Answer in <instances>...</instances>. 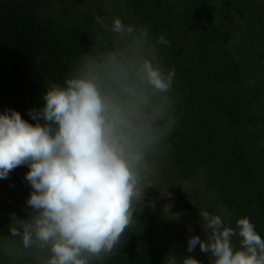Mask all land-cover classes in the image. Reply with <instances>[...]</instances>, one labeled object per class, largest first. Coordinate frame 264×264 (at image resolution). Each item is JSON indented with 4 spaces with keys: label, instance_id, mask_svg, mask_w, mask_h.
<instances>
[{
    "label": "trees",
    "instance_id": "trees-1",
    "mask_svg": "<svg viewBox=\"0 0 264 264\" xmlns=\"http://www.w3.org/2000/svg\"><path fill=\"white\" fill-rule=\"evenodd\" d=\"M117 18L132 31L112 32ZM145 61L174 71L168 93L148 84ZM68 78L95 84L145 152L154 198L163 189L156 176L171 172L167 190L183 207L169 219L134 202L113 253L89 264H183L188 255L213 264L199 246L187 252L190 236H211L205 211L237 231L234 250L241 218L264 239V0H0V112L15 109L35 124L28 111L42 106L49 84ZM29 170L0 179V264L50 259L12 234L33 215Z\"/></svg>",
    "mask_w": 264,
    "mask_h": 264
},
{
    "label": "clouds",
    "instance_id": "clouds-1",
    "mask_svg": "<svg viewBox=\"0 0 264 264\" xmlns=\"http://www.w3.org/2000/svg\"><path fill=\"white\" fill-rule=\"evenodd\" d=\"M98 23H103L96 17ZM112 32L132 31L114 19ZM161 43H167L164 37ZM143 72L148 84L168 93L174 71L164 73L152 61ZM28 115L19 111L0 112V179L26 165V181L33 189L26 201L31 220L20 236L25 248L38 244L47 249V264H89V258L105 259L120 243L133 220L134 202L144 198L147 164L145 152L135 148L121 130L117 117L88 79L68 78L64 86L49 84L42 106ZM42 121V122H41ZM173 122V121H172ZM206 240L188 238L187 252L199 246L214 258L213 264H264V239L248 218L237 221L241 250H234L231 238L237 231L222 218L200 213ZM192 229L190 228L189 231ZM183 264H201L191 255Z\"/></svg>",
    "mask_w": 264,
    "mask_h": 264
},
{
    "label": "rangeland",
    "instance_id": "rangeland-1",
    "mask_svg": "<svg viewBox=\"0 0 264 264\" xmlns=\"http://www.w3.org/2000/svg\"><path fill=\"white\" fill-rule=\"evenodd\" d=\"M155 163V162H154ZM160 169V168H158ZM160 171V170H159ZM171 173V172H170ZM169 173V176L164 178L161 175L156 176L162 184V190L158 194L159 198H154L155 190L151 186L145 190H151L150 193L145 191L144 198L139 202L141 208L153 209L158 214L169 217V219L179 216L182 213L183 207L180 202H177L171 191L174 176ZM157 191V190H156Z\"/></svg>",
    "mask_w": 264,
    "mask_h": 264
}]
</instances>
